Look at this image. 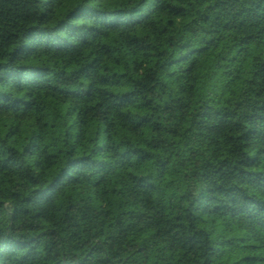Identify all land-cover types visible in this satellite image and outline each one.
I'll list each match as a JSON object with an SVG mask.
<instances>
[{"label":"trees","instance_id":"obj_1","mask_svg":"<svg viewBox=\"0 0 264 264\" xmlns=\"http://www.w3.org/2000/svg\"><path fill=\"white\" fill-rule=\"evenodd\" d=\"M0 264H264V0H0Z\"/></svg>","mask_w":264,"mask_h":264}]
</instances>
